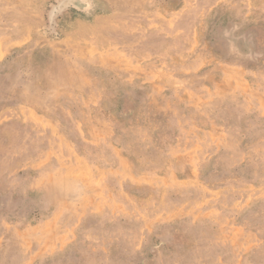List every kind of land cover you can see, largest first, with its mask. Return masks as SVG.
<instances>
[{
	"label": "rangeland",
	"instance_id": "rangeland-1",
	"mask_svg": "<svg viewBox=\"0 0 264 264\" xmlns=\"http://www.w3.org/2000/svg\"><path fill=\"white\" fill-rule=\"evenodd\" d=\"M0 264H264V0H0Z\"/></svg>",
	"mask_w": 264,
	"mask_h": 264
}]
</instances>
